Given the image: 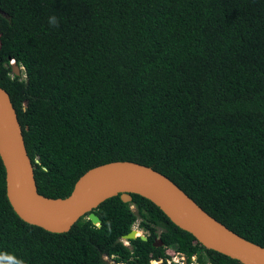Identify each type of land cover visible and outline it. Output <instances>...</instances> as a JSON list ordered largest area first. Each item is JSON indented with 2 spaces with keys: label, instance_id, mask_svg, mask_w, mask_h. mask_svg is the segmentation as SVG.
I'll return each instance as SVG.
<instances>
[{
  "label": "trees",
  "instance_id": "trees-1",
  "mask_svg": "<svg viewBox=\"0 0 264 264\" xmlns=\"http://www.w3.org/2000/svg\"><path fill=\"white\" fill-rule=\"evenodd\" d=\"M0 87L40 195L65 199L90 169L138 163L264 248V0H0ZM93 213L100 227L84 216L61 234L24 222L0 157V264H167L171 251L241 264L139 195ZM137 223L147 240L123 241Z\"/></svg>",
  "mask_w": 264,
  "mask_h": 264
},
{
  "label": "water",
  "instance_id": "water-1",
  "mask_svg": "<svg viewBox=\"0 0 264 264\" xmlns=\"http://www.w3.org/2000/svg\"><path fill=\"white\" fill-rule=\"evenodd\" d=\"M11 66L13 74L20 76L18 64L13 62ZM0 157L6 172L9 203L19 218L30 225L61 234L70 231L80 218L88 216L92 224L100 227L101 221L93 210L102 202L121 195L122 201L127 203L131 195H139L155 204L174 225L190 233L205 248L241 264H264L263 247L245 240L210 216L169 178L138 163L118 161L90 169L65 199L40 195L17 112L10 95L1 87ZM138 237L147 240L136 229L122 240ZM161 262L153 260L151 264Z\"/></svg>",
  "mask_w": 264,
  "mask_h": 264
},
{
  "label": "rangeland",
  "instance_id": "rangeland-1",
  "mask_svg": "<svg viewBox=\"0 0 264 264\" xmlns=\"http://www.w3.org/2000/svg\"><path fill=\"white\" fill-rule=\"evenodd\" d=\"M20 72H21L20 77L21 78H24L25 77V75H24V69L21 68V71ZM134 229H136L139 232L140 235H143L144 236V232L142 230H140V228L138 226V223L135 225ZM174 255H176L175 261H177L179 259V262H181V259L178 256V254L175 253ZM104 260L108 261L109 264H118V263H114L111 259H109L107 257H104ZM172 260H174V259H172ZM194 264H197V263L195 262Z\"/></svg>",
  "mask_w": 264,
  "mask_h": 264
},
{
  "label": "flooded vegetation",
  "instance_id": "flooded-vegetation-1",
  "mask_svg": "<svg viewBox=\"0 0 264 264\" xmlns=\"http://www.w3.org/2000/svg\"><path fill=\"white\" fill-rule=\"evenodd\" d=\"M145 236V235H144ZM157 244V246H154V247H162V242L159 240V239H156V242H154ZM154 245V244H153ZM171 251V250H170ZM168 252V250H167ZM175 254V253H174ZM171 251L170 253V256H171V259L167 261V264H180L179 262V259L177 261H175V258H176V255H174ZM174 259V260H172ZM159 261V260H158ZM152 262V261H151ZM164 263V260H162V262L160 264H163Z\"/></svg>",
  "mask_w": 264,
  "mask_h": 264
},
{
  "label": "built area",
  "instance_id": "built-area-1",
  "mask_svg": "<svg viewBox=\"0 0 264 264\" xmlns=\"http://www.w3.org/2000/svg\"><path fill=\"white\" fill-rule=\"evenodd\" d=\"M11 63H13V61H12ZM127 245H128V243H127ZM176 254H178V256H179L180 259H181L180 264H184L185 262H187V259H186V257H185L183 254L178 253V252H176ZM194 263H195V258H193V263H191V264H194ZM187 264H188V263H187Z\"/></svg>",
  "mask_w": 264,
  "mask_h": 264
}]
</instances>
